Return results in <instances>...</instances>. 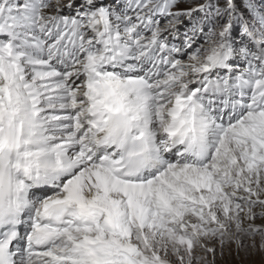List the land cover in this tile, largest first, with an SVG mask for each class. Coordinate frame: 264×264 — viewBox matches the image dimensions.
I'll list each match as a JSON object with an SVG mask.
<instances>
[{
	"label": "snow or ice",
	"instance_id": "snow-or-ice-1",
	"mask_svg": "<svg viewBox=\"0 0 264 264\" xmlns=\"http://www.w3.org/2000/svg\"><path fill=\"white\" fill-rule=\"evenodd\" d=\"M0 264H264V0H0Z\"/></svg>",
	"mask_w": 264,
	"mask_h": 264
},
{
	"label": "rangeland",
	"instance_id": "rangeland-1",
	"mask_svg": "<svg viewBox=\"0 0 264 264\" xmlns=\"http://www.w3.org/2000/svg\"><path fill=\"white\" fill-rule=\"evenodd\" d=\"M181 7H183V5H181Z\"/></svg>",
	"mask_w": 264,
	"mask_h": 264
}]
</instances>
